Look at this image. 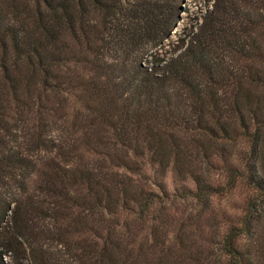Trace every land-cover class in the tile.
Returning <instances> with one entry per match:
<instances>
[{
	"label": "trees",
	"instance_id": "obj_1",
	"mask_svg": "<svg viewBox=\"0 0 264 264\" xmlns=\"http://www.w3.org/2000/svg\"><path fill=\"white\" fill-rule=\"evenodd\" d=\"M180 1L0 0V264H48L32 210L70 264H264V0L158 58Z\"/></svg>",
	"mask_w": 264,
	"mask_h": 264
},
{
	"label": "rangeland",
	"instance_id": "obj_2",
	"mask_svg": "<svg viewBox=\"0 0 264 264\" xmlns=\"http://www.w3.org/2000/svg\"><path fill=\"white\" fill-rule=\"evenodd\" d=\"M211 4L212 0H181L179 13L175 19L174 27L170 31V39L168 41L166 40L163 46L156 50V56L158 58H171L176 49L181 46V39L187 40L189 36L197 30L204 15L207 14L208 10L211 8ZM208 175L211 180H215L221 186H225L224 184L226 181L224 176L216 175L213 172L208 173ZM167 183L169 185L168 188L170 189L173 186V178L168 177ZM14 191L15 190L12 189L13 193ZM15 193L17 195L12 197L11 202L18 199V196L19 198L25 196L23 193ZM254 195L253 192L238 183L233 189L226 191V194L216 196L214 202L219 207L233 213L237 211L236 207H243L247 198H251ZM34 197V204L41 206L40 198L42 197L40 195H34ZM262 203L264 205V201ZM13 209L14 207L11 204L8 209L9 215L6 217V221L11 229L10 234L18 235L19 233L16 231L13 221L10 218L13 216ZM31 214L34 215L33 218H31L33 220L32 224L23 232L25 237H27L28 242L40 250L39 254L47 259L48 264H70L71 261L68 256H66V250L54 240L48 238L51 229L49 228L47 221L39 219L40 216L38 210H32ZM20 241L25 244V241L22 238Z\"/></svg>",
	"mask_w": 264,
	"mask_h": 264
}]
</instances>
